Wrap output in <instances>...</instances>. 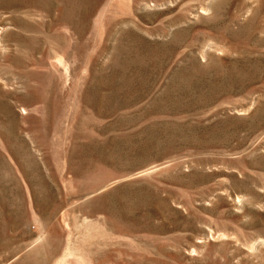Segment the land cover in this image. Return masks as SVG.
<instances>
[{"label":"rangeland","instance_id":"rangeland-1","mask_svg":"<svg viewBox=\"0 0 264 264\" xmlns=\"http://www.w3.org/2000/svg\"><path fill=\"white\" fill-rule=\"evenodd\" d=\"M0 264H264V0H0Z\"/></svg>","mask_w":264,"mask_h":264}]
</instances>
